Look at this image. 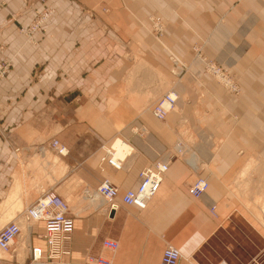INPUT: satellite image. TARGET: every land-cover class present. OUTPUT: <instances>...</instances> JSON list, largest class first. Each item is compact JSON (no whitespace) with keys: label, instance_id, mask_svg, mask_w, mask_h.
<instances>
[{"label":"crops","instance_id":"1","mask_svg":"<svg viewBox=\"0 0 264 264\" xmlns=\"http://www.w3.org/2000/svg\"><path fill=\"white\" fill-rule=\"evenodd\" d=\"M3 1L0 60L10 69L0 79V221L53 190L70 199L74 218L67 264H159L168 245L180 250L179 264L199 263L207 246L243 227L256 238L252 260L264 253V0ZM44 4L54 13L29 40L19 28ZM152 16L164 22L162 40ZM198 42L236 76L238 95L206 73L193 52ZM171 52L190 64L180 78ZM169 91L176 107L161 120L152 106ZM116 138L133 148L121 169L103 160ZM179 139L196 158H163ZM52 140L68 153L49 148ZM165 159L149 204H124L140 171ZM198 177L209 187L195 197L189 186ZM103 179L118 188L111 215L96 193ZM43 230L34 223L26 245H16L19 263L29 262V245L44 246ZM234 248L237 260L245 255Z\"/></svg>","mask_w":264,"mask_h":264},{"label":"built area","instance_id":"2","mask_svg":"<svg viewBox=\"0 0 264 264\" xmlns=\"http://www.w3.org/2000/svg\"><path fill=\"white\" fill-rule=\"evenodd\" d=\"M45 3V0H42ZM4 1L0 0V7ZM31 5V3L29 2ZM54 13L53 8L42 5L36 10V16L28 26H21L20 33L24 34L29 40H34V33L45 31L47 21ZM150 29L155 34L158 40H162L164 35L165 25L160 17L152 16L150 18ZM198 57H201L200 50ZM200 55V56H199ZM203 56V55H202ZM205 60V58H204ZM170 61L172 64L173 74L180 78L189 69V64L183 61L175 53H170ZM207 71L215 76L220 83L223 84L226 90L232 94H238L240 86L236 78L230 74L228 69L214 63L212 60L205 61ZM10 69V62L0 60V79L5 77ZM177 95L174 93H165L152 106L153 114L164 120L170 110L176 105ZM48 147L55 150L60 155L68 153L67 147L61 144L58 140H52ZM105 155L103 160L116 169H121L124 158H116L117 150L114 148V143L104 146ZM185 153L182 142L178 141L174 148L170 150L163 158H175L182 156ZM169 168L168 160L156 161L143 168L138 176V184L130 188L123 196L122 201L127 205H135L140 208L146 207L152 198L158 193L164 176ZM209 187V182L205 177L196 178L189 186L190 193L195 196H201ZM97 195L104 199L107 205L108 215L115 212L119 203L117 202L118 188L108 179H103L97 187ZM214 210V207H213ZM20 217H24L32 227L31 223L43 222L44 230L38 234V237L44 241V246H30V263L29 264H67L63 257L71 252V242L74 232V218L70 215V204L64 197L58 195L54 191L48 190L43 192L38 199L23 210L19 216L8 222L0 228V249L4 252L13 250V246L20 240L22 229L18 221ZM105 246L110 249H116L118 244L114 241L107 240ZM180 250L168 245L162 254L159 264H179L182 259ZM99 264H110L107 259L98 258L95 260ZM194 264H200L193 262ZM0 264H15L12 261H2ZM225 264V263H220Z\"/></svg>","mask_w":264,"mask_h":264},{"label":"rangeland","instance_id":"3","mask_svg":"<svg viewBox=\"0 0 264 264\" xmlns=\"http://www.w3.org/2000/svg\"><path fill=\"white\" fill-rule=\"evenodd\" d=\"M150 26V25H149ZM163 38V37H162ZM194 49H199L200 50V54H201V58L199 57V59L203 62L204 64V70L206 71V73H208L210 76H212L213 78L216 79V77H214L212 74H210L209 72H207V68L205 66V61H210L212 60L214 63H216L213 59L207 57L204 55L203 53V45L201 43H196L193 47ZM193 52H195L197 58H198V52L196 50H194ZM203 55V56H202ZM178 56V55H177ZM200 56V55H199ZM179 57V56H178ZM205 58V60H204ZM182 59V58H181ZM183 60V59H182ZM184 61V60H183ZM171 62V61H170ZM186 62V61H185ZM189 64V63H188ZM217 64V63H216ZM219 65V64H218ZM223 67V66H222ZM189 68H190V64H189ZM225 68V67H224ZM171 72H172V64H171ZM228 69V68H226ZM189 70V69H188ZM228 71L231 73V71L228 69ZM173 74V72H172ZM174 75V74H173ZM185 75V73H184ZM233 75V74H232ZM235 78L236 76L233 75ZM218 82L219 80L216 79ZM237 80V79H236ZM238 82V80H237ZM219 84L225 89V87L223 86L222 83L219 82ZM239 84V82H238ZM240 86V91L241 92V85ZM226 90V89H225ZM227 92H229L232 96H236L238 94H232L230 91L226 90ZM180 142H182L184 149H189L190 152H193L194 149H192V147L188 148L185 143L182 140H178ZM177 141V142H178ZM186 141V140H185ZM112 143V142H111ZM188 142H186L187 144ZM110 144V143H109ZM108 144V145H109ZM176 145V144H175ZM174 145V146H175ZM174 148V147H173ZM172 148V149H173ZM191 156L193 155H188V152H185L184 155L182 156H177V157H182V158H191ZM254 158L257 157V155L253 156ZM176 158V157H175ZM258 158V157H257ZM70 202V199H68ZM103 201V200H102ZM104 202V201H103ZM9 217L2 219L0 221V228L6 223L8 222ZM23 229H24V235L26 232V228L25 225L23 224ZM239 232V234H238ZM233 237H230L229 234L227 233V237L224 238V242L217 246H215L214 242L211 243V245L207 246L204 250H203V254L201 255L200 261L199 263L201 264H216L219 260L221 259H226L228 261H232V259L236 260L239 264H264V253H261L258 258L256 260H252V257L255 256L256 253L259 252L258 248L255 246L254 243H252V241H254L256 243V238L253 235V233H250V229H247L245 227L243 228H239V231H233ZM252 240V241H251ZM24 241V240H23ZM22 241V242H23ZM21 244L23 245L24 243ZM230 245H234V254L237 252V250L240 251V253H244L245 255L239 254V259L237 260V258L233 255L232 251H230V249H228V247ZM259 245V244H258ZM16 247V246H15ZM15 247L13 248V251L15 250ZM258 251V252H257ZM5 256V257H4ZM8 257V258H7ZM12 258L11 253H4L0 251V262L4 261V260H10Z\"/></svg>","mask_w":264,"mask_h":264},{"label":"bare ground","instance_id":"4","mask_svg":"<svg viewBox=\"0 0 264 264\" xmlns=\"http://www.w3.org/2000/svg\"><path fill=\"white\" fill-rule=\"evenodd\" d=\"M208 72V71H207ZM215 77V76H214ZM217 79V78H216ZM170 93L172 92V93H174L175 95H177L176 94V92H174V91H169ZM169 92H167V93H169ZM177 99H178V95H177ZM176 99V100H177ZM177 102V101H176ZM175 107H176V105H175ZM174 107V108H175ZM173 108V109H174ZM172 109V110H173ZM171 111V110H170ZM169 111V112H170ZM168 112V113H169ZM112 143H114V148L117 150V153L115 154V157L116 158H126V156L128 155V154H131L132 153V151H133V148H131V146H129L127 143H125L124 141H123V139H121V138H116ZM105 146V145H104ZM104 146H103V149H104ZM19 149V148H18ZM185 152H188V155H193L192 153H190L189 154V152H190V150L189 149H185ZM60 155V154H59ZM104 155H105V149H104ZM103 155V156H104ZM196 158L195 156H191V158ZM190 158V157H189ZM56 160L54 159V162H55ZM108 164V163H107ZM164 180V179H163ZM110 181V180H109ZM112 183V182H111ZM113 184V183H112ZM137 184H138V182H137ZM136 184V185H137ZM135 185V186H136ZM162 185V184H161ZM99 186V185H98ZM134 186V187H135ZM117 187V186H116ZM133 188V187H132ZM160 190V189H159ZM48 191V190H47ZM51 191H53V190H51ZM55 192V191H54ZM56 193V192H55ZM39 197V196H38ZM38 197H37V199H38ZM36 199V200H37ZM35 200V201H36ZM34 201V202H35ZM32 204V203H31ZM30 204V205H31ZM30 205H28V206H30ZM27 206V207H28ZM26 207V208H27ZM25 208V209H26ZM24 209V210H25ZM106 211H107V209H106ZM107 213H108V211H107ZM111 217V216H110ZM18 221H19V223H20V225H21V229H22V234H21V238H20V240L13 246V248L17 245L18 246V244H19V242H22V240L23 239H25V235H24V229H23V224L25 225V228H26V232H25V234L27 233H31V230H32V227H29L28 228V225L30 224L29 222H27L26 220H25V218L24 217H20L19 219H18ZM32 225L34 224V223H31ZM4 226V225H3ZM30 238V237H29ZM28 239V238H27ZM22 243H24V242H22ZM30 244V243H29ZM24 245H26V243L24 244ZM28 247V246H27ZM0 251L1 252H4V251H2L1 249H0ZM5 253V252H4ZM6 253H11V256H12V258L10 259V260H8V261H12V262H14L15 264H21V263H19L18 262V260L15 258V257H13V255H12V253H13V250H11V251H9V252H6ZM5 257V256H4ZM8 258V257H7ZM4 261H6V260H4ZM30 263V250H29V262L28 263H23V264H29Z\"/></svg>","mask_w":264,"mask_h":264}]
</instances>
